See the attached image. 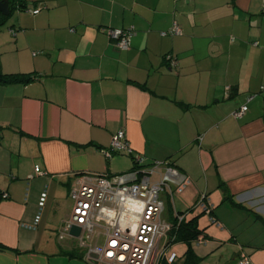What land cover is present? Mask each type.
<instances>
[{
	"label": "crops",
	"instance_id": "1",
	"mask_svg": "<svg viewBox=\"0 0 264 264\" xmlns=\"http://www.w3.org/2000/svg\"><path fill=\"white\" fill-rule=\"evenodd\" d=\"M263 2L25 0L40 12L16 10L0 29L3 73L34 77L0 84V264H90L78 235L61 237L71 186L81 173L128 171L135 154L190 177L175 195L184 208L174 207L200 215L205 242L191 243L198 264H239L245 255L264 264ZM127 27L131 45L117 48L108 31ZM121 128L133 152L106 156ZM44 189L40 220L28 227ZM201 194L216 222L198 210ZM172 208L167 201L165 219ZM178 242L167 255L186 264L188 244L181 251Z\"/></svg>",
	"mask_w": 264,
	"mask_h": 264
},
{
	"label": "built area",
	"instance_id": "2",
	"mask_svg": "<svg viewBox=\"0 0 264 264\" xmlns=\"http://www.w3.org/2000/svg\"><path fill=\"white\" fill-rule=\"evenodd\" d=\"M40 10V6L25 9L32 14ZM10 32L16 34L15 30L10 29ZM180 32L174 24L171 33ZM108 34L115 40L117 48L128 49L134 28H110ZM166 60L172 66L177 64V58L171 54L166 55ZM246 110L247 105L244 104L233 114L240 117ZM101 151L110 156L112 152L131 154L133 148L121 128L112 138L111 150ZM134 163L132 169L121 173H81L74 179L70 189L72 212L62 223L61 237L72 226H79L81 231L77 239L85 249V260L90 264H160L163 260L171 264L176 258L175 252L167 255V250L174 243V230L187 215L176 210L174 197L190 187L192 181L167 160L148 162L146 157L135 154ZM2 194L4 197L8 195L6 192ZM47 195V189H44L35 222L28 227H35L39 222ZM167 201L173 203V219L170 220L163 216ZM196 206L216 222L212 216L214 205L206 194L200 195ZM100 227L106 236L105 242L91 243L89 239L100 233ZM196 241L200 244L205 239L200 236ZM247 263L245 255L239 264Z\"/></svg>",
	"mask_w": 264,
	"mask_h": 264
},
{
	"label": "trees",
	"instance_id": "3",
	"mask_svg": "<svg viewBox=\"0 0 264 264\" xmlns=\"http://www.w3.org/2000/svg\"><path fill=\"white\" fill-rule=\"evenodd\" d=\"M9 6H10V14L8 16L3 15L0 11V26L4 25L6 21H8V19H10V17L14 14L16 10L25 11L26 8H29L27 7L25 0H9ZM12 30L14 29L12 28ZM33 79L34 77L30 74L3 73L2 68H1V63H0V84L15 83V82H29ZM195 204H197V201ZM177 211L179 213H184L188 216L189 211H191V209L186 210V211H179V210ZM201 212L203 214L205 213L202 210ZM187 216H186V219L174 230L173 233L176 235L174 242H177V241L186 242L188 244V249L185 253L186 264H198L199 258L196 256L191 246V243L193 241H196L200 237V235L203 233V229L199 227V222H198L200 215H196L189 219L187 218Z\"/></svg>",
	"mask_w": 264,
	"mask_h": 264
},
{
	"label": "rangeland",
	"instance_id": "4",
	"mask_svg": "<svg viewBox=\"0 0 264 264\" xmlns=\"http://www.w3.org/2000/svg\"><path fill=\"white\" fill-rule=\"evenodd\" d=\"M14 16V15H13ZM12 18V16L10 17V19ZM10 19H8V21H6V23L4 24V25H2V26H0V29L2 30V29H4V28H8L9 27V21H10ZM186 190V189H185ZM184 191H182L181 193H183ZM181 193H179V195L181 194ZM179 196H175L174 197V202H175V204H176V206L179 208V209H182V208H184V207H181V203L179 202ZM68 201V202H67ZM67 203L69 204V199H63L61 202H60V204H59V212L60 213H62V214H65L66 213V211H67ZM172 203V202H171ZM172 205H173V203H172ZM198 210H200V208L198 207ZM205 215H206V213H204ZM62 218H64V217H62ZM96 234H99V233H96ZM95 240H96V238H91V239H89V241L91 242V243H95ZM195 242H197V241H195ZM176 244V248H177V250L178 249H180L181 251H184L185 250V248L187 247V243L186 242H178V243H175Z\"/></svg>",
	"mask_w": 264,
	"mask_h": 264
},
{
	"label": "water",
	"instance_id": "5",
	"mask_svg": "<svg viewBox=\"0 0 264 264\" xmlns=\"http://www.w3.org/2000/svg\"><path fill=\"white\" fill-rule=\"evenodd\" d=\"M0 11L3 15L8 16L10 14V6H9V0H1L0 1ZM81 231V228L79 226H72L70 233L73 235H79Z\"/></svg>",
	"mask_w": 264,
	"mask_h": 264
}]
</instances>
